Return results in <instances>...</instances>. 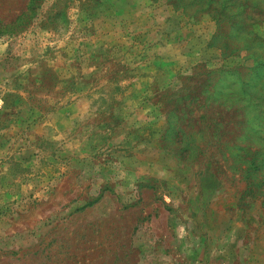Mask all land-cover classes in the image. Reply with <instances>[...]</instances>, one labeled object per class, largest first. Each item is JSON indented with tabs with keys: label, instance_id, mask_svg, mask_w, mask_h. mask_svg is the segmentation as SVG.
<instances>
[{
	"label": "rangeland",
	"instance_id": "1",
	"mask_svg": "<svg viewBox=\"0 0 264 264\" xmlns=\"http://www.w3.org/2000/svg\"><path fill=\"white\" fill-rule=\"evenodd\" d=\"M253 154L264 0H0V264H264Z\"/></svg>",
	"mask_w": 264,
	"mask_h": 264
},
{
	"label": "trees",
	"instance_id": "2",
	"mask_svg": "<svg viewBox=\"0 0 264 264\" xmlns=\"http://www.w3.org/2000/svg\"><path fill=\"white\" fill-rule=\"evenodd\" d=\"M257 154H254L248 158V163L245 164L244 168L242 169L243 174L241 180L245 183V189L243 192H251L253 193V197H260L257 198L260 201L261 205H264V189L256 190L257 188V181L256 179L260 176V170L262 166H264V157L258 158L255 160V157ZM214 167V165H213ZM241 171V170H240ZM209 176L212 178L215 176H218L216 173L215 167L213 168V171L208 173ZM214 179V178H213ZM217 183H220V180H215ZM261 188V187H260ZM264 188V187H262ZM242 198V194H241ZM71 256L68 255L67 258H70Z\"/></svg>",
	"mask_w": 264,
	"mask_h": 264
}]
</instances>
